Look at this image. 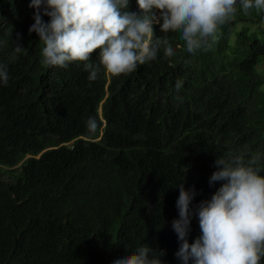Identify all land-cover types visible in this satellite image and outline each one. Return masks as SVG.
<instances>
[{
	"label": "trees",
	"instance_id": "trees-1",
	"mask_svg": "<svg viewBox=\"0 0 264 264\" xmlns=\"http://www.w3.org/2000/svg\"><path fill=\"white\" fill-rule=\"evenodd\" d=\"M29 3L0 0V264H111L146 245L180 264L175 186H194L198 203L219 187L218 156L264 153V10L237 6L193 53L169 30L175 53L162 45L127 74L94 50L90 81L83 62L42 64ZM199 234L193 217L189 243Z\"/></svg>",
	"mask_w": 264,
	"mask_h": 264
},
{
	"label": "clouds",
	"instance_id": "clouds-1",
	"mask_svg": "<svg viewBox=\"0 0 264 264\" xmlns=\"http://www.w3.org/2000/svg\"><path fill=\"white\" fill-rule=\"evenodd\" d=\"M130 0H30L33 9L29 33L42 41L41 62L48 67L67 68L83 62L88 79H97L99 67L90 62L94 50L99 64L112 76L127 74L160 54L176 51L167 38L179 30L188 53L201 49L218 28L237 13L264 10V0H136L137 11L129 10ZM43 16L48 17L45 21ZM157 26L164 32H157ZM19 36V34H17ZM22 47L16 44L15 52ZM9 79L7 66L0 63V84ZM174 87L179 90L181 82ZM97 122L86 121L89 131ZM209 187H219L206 199L193 203L194 186H175L177 217L171 222L179 242L175 256L180 264H260L264 258V153L247 158L244 153L222 156L214 161ZM193 217L200 234L189 243ZM158 252V254H157ZM148 245L115 257L111 264H164L162 250ZM151 254V255H149Z\"/></svg>",
	"mask_w": 264,
	"mask_h": 264
}]
</instances>
